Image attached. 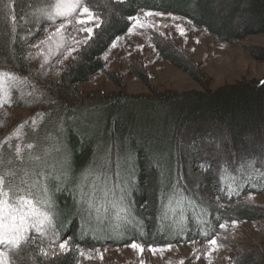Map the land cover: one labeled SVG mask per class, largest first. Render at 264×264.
<instances>
[{"label": "trees", "instance_id": "obj_1", "mask_svg": "<svg viewBox=\"0 0 264 264\" xmlns=\"http://www.w3.org/2000/svg\"><path fill=\"white\" fill-rule=\"evenodd\" d=\"M56 1L0 0V73L31 82L42 95L17 122L0 115V175L12 200L29 193L35 199L42 195L36 182L46 183L52 207L36 205L50 212L53 225L50 235L6 251V264H112L81 253L133 242L229 245L221 225L236 219L256 223L264 235V207L244 199L264 192V78L212 91L190 52L162 37L153 40L159 58L201 90L157 92L139 68L132 74L150 93L127 94L124 77L108 74L102 59L144 12L183 17L228 44L264 35V0H82L99 24L83 33L89 37L76 58L51 80L31 66L27 45ZM249 53L264 60V48ZM101 74L116 92H83ZM64 240L68 250L43 254ZM233 252L236 264H264L260 245Z\"/></svg>", "mask_w": 264, "mask_h": 264}, {"label": "rangeland", "instance_id": "obj_2", "mask_svg": "<svg viewBox=\"0 0 264 264\" xmlns=\"http://www.w3.org/2000/svg\"><path fill=\"white\" fill-rule=\"evenodd\" d=\"M80 2L82 3V0ZM49 13L53 15L50 17ZM145 13H141L139 19L133 21L127 34L117 39L102 56L108 74L124 77L127 94L150 93L145 83L132 74L139 68L146 73L148 84L157 92L201 90L189 75L159 58L153 40L162 37L170 38L190 52L194 61L203 67L205 75L210 79L212 91L224 85H232L240 81H259L264 78V60L254 59L249 53L252 49L264 48V35H252L235 44H228L183 17L164 13L147 16ZM43 17L46 20L44 29L27 45L28 59L31 66L43 73L44 77L56 80L65 66L76 58L87 41L89 36L84 37L83 33H89L84 29L93 31L99 20L96 17L90 19L86 15H81L80 9H77L72 16H56L54 6L44 13ZM79 20H84L85 23H78ZM81 89L85 93L93 91L113 93L116 92L117 87L109 75L101 74L83 84ZM15 101L20 102L21 106H14ZM40 101L42 95L31 82L11 74L0 75V115L7 122H17L27 114L25 107ZM21 134L18 133L15 141H22ZM17 147L20 148L21 154H19H24L26 148ZM18 168L19 166H15L13 170L18 171ZM8 199L10 203H15L16 197L12 200L9 196ZM244 199L252 205L264 207V192L247 194ZM2 216H8L7 206ZM3 222L13 223L11 219ZM26 222L30 223L31 217L26 218ZM15 223L17 225L20 223L18 213ZM224 226L221 236L229 242V245L217 242V245L213 246L200 241L163 246H146L137 243L143 248L142 252L131 248V244L105 246L84 250V259L104 260L112 264H236L233 259V249L237 247L248 249L254 245L264 248V235L257 228L256 223L236 219L225 223ZM52 229V219L50 223L42 226L41 232L28 227L22 233L23 239L18 245L31 236L46 237L50 235ZM3 231L4 229L0 227V234ZM12 235L13 233L10 232L9 236ZM60 243L49 245L45 249L47 255L62 252ZM15 247L10 243H0V253L5 255L6 251ZM153 248L157 249L155 253L152 251ZM4 255L0 259L5 262Z\"/></svg>", "mask_w": 264, "mask_h": 264}, {"label": "snow or ice", "instance_id": "obj_3", "mask_svg": "<svg viewBox=\"0 0 264 264\" xmlns=\"http://www.w3.org/2000/svg\"><path fill=\"white\" fill-rule=\"evenodd\" d=\"M77 9H80L81 15H86L90 19H95V16L93 12L89 9L88 6L82 4L80 0H58V2L54 5V15L56 16H72L74 13H76ZM53 13H49V16L51 17ZM145 15L152 16V15H162V13H153V12H146ZM134 19H139L138 17ZM175 19V17H174ZM78 23L84 24V20H79ZM63 27V25L61 26ZM89 34H91L92 29H84ZM183 34V33H182ZM0 75H8L7 73H0ZM28 148H31L32 145H27ZM20 148H16V154L19 155ZM44 179L46 180L48 178L47 174H43ZM59 178V177H55ZM37 186L39 189V192L42 193L40 196H35L34 194L29 193L27 196H18L15 200V203L9 202V196L11 189L5 190V179L4 175H0V227L4 229L3 233L0 234V243H10L15 246H18V243L21 239H23L22 233L24 230L28 227H33L37 232L42 231V226L45 223L51 222V214L49 211H42L39 207L36 206L37 203L43 204L45 208L50 209L52 207V202L50 200V197L48 195V187L46 183H41L40 181H37ZM82 202L86 203L88 205V210H91L94 208V204L92 203V200L90 198L84 199V194L82 193ZM5 206H7L8 209V216H2V213L5 210ZM113 207H119L118 204L113 202ZM120 211H123L124 209H119ZM99 211V209H97ZM17 213L19 214V220L20 223L17 225L15 223V219L17 216ZM117 216H119V213H117ZM31 217V222L27 223L26 218ZM11 219L13 223H4L3 221ZM99 219V217H98ZM221 227H225L224 225H221ZM12 232L13 235L9 236V233ZM210 244L213 246L217 245V241L215 239L210 240ZM59 247L62 251L68 250L69 244L67 240L62 241L59 244ZM131 248L139 249L141 252L143 251V248L138 245L137 243L133 242L130 245ZM170 247V246H169ZM153 253L157 251V249H152ZM44 255H47V253H43ZM3 253H0V257H3ZM83 255V253H81ZM0 264H5L3 259H0Z\"/></svg>", "mask_w": 264, "mask_h": 264}]
</instances>
